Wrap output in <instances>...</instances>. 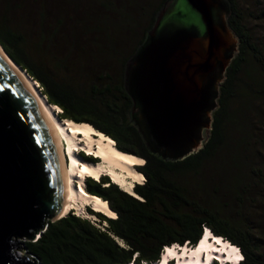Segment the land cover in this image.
Masks as SVG:
<instances>
[{
  "label": "trees",
  "instance_id": "1",
  "mask_svg": "<svg viewBox=\"0 0 264 264\" xmlns=\"http://www.w3.org/2000/svg\"><path fill=\"white\" fill-rule=\"evenodd\" d=\"M117 1L122 0H0V45L38 83L46 101L59 107L57 115L90 123L111 136L117 148L145 160L137 166L145 180L134 185L135 195L107 175L85 179L87 192L106 200L116 217L92 207L87 208L90 217L71 210L48 221L38 238L24 241L22 249L42 264L155 263L165 246H194L208 228L240 248L243 260L237 264H264L263 48L251 40L230 0L228 22L240 44L225 71L210 135L197 152L165 160L150 151L130 121L133 103L124 87V69L166 0L146 2L141 38L121 60L117 74L100 68L88 72L82 64L85 56L108 61L122 42L118 32L124 31L125 38L131 23L138 27L135 5L118 8ZM95 4L106 16L95 12ZM82 5L88 13L77 14ZM110 14L120 16L121 28ZM84 27L116 35L94 38L91 52L83 49L74 57L72 32Z\"/></svg>",
  "mask_w": 264,
  "mask_h": 264
},
{
  "label": "water",
  "instance_id": "2",
  "mask_svg": "<svg viewBox=\"0 0 264 264\" xmlns=\"http://www.w3.org/2000/svg\"><path fill=\"white\" fill-rule=\"evenodd\" d=\"M230 12L229 0H167L126 61L130 121L165 160L197 152L210 135L225 71L238 51ZM65 195L55 132L0 50V264H42L19 242L36 240L48 221L62 217Z\"/></svg>",
  "mask_w": 264,
  "mask_h": 264
},
{
  "label": "bare ground",
  "instance_id": "3",
  "mask_svg": "<svg viewBox=\"0 0 264 264\" xmlns=\"http://www.w3.org/2000/svg\"><path fill=\"white\" fill-rule=\"evenodd\" d=\"M0 50L15 70L21 80L26 84L40 105L48 121L50 122L57 137L60 149L65 161L66 171V203L61 211V216L67 214L73 205L92 207L109 217H116V213L109 208L108 202L98 195L91 194L85 189V179L87 177L101 178L102 175L110 176L112 183L120 184L123 190H132L137 183H142L143 174L135 169L136 164L144 162L143 158L130 152L120 150L115 146V140L97 130L87 122H77L71 119L57 118L55 111L58 106L49 104L38 91L36 82L20 69L5 54L0 46ZM79 153L83 156H94L98 161L90 162L86 158L79 160ZM97 162V163H96ZM77 181V182H76ZM214 242L208 243L202 239L200 244L189 249L174 246L162 252L160 261L152 264H211L213 261L227 263L234 261L239 263V254L231 243L222 240L220 236L214 234ZM197 245V244H196ZM203 249H205L203 251ZM129 264H137L131 262ZM150 264V263H138Z\"/></svg>",
  "mask_w": 264,
  "mask_h": 264
},
{
  "label": "rangeland",
  "instance_id": "4",
  "mask_svg": "<svg viewBox=\"0 0 264 264\" xmlns=\"http://www.w3.org/2000/svg\"><path fill=\"white\" fill-rule=\"evenodd\" d=\"M134 1L136 2L137 0L117 1L116 6L118 8L120 6L126 7L125 6V3H126L127 6L129 5V6L134 7L133 6V4H134L135 7L133 9V11H134L133 15L135 16V22L136 21L139 22L138 27L137 28L134 27L135 24L131 23V25L128 26V28H130V30L127 31L125 38L123 36L124 31H119V32L117 31L118 37L122 42L119 43V41H118L119 49H118V51L115 52V54H113L112 58L109 59L108 61H107V59L102 60L103 58H100L98 56H97L98 60L92 61L91 59L89 60V58L87 56H85L87 58L85 59V57H84L82 59V62H84L82 64L88 66L87 67L88 72H90L92 69L97 70L98 68H100L101 72L109 70L110 73L117 74L119 71L118 67L120 65L121 60L126 55L128 56L133 51V48L137 45L139 39L141 38L144 24H146L145 19H144L145 23L143 25L141 24L142 23L141 22L142 16H143V13L145 12V10L149 9V7L146 8V5H147L146 2H155L154 4L158 5V3H160L161 0H150V1L138 0L139 2L137 1L138 2L137 5L134 3ZM233 2L236 6V10L243 17V21H242L243 25L248 28L251 40L253 42H257V43L259 42L261 45V48H263V49H261V51H262L261 55L264 58V0H233ZM143 4L145 7H142ZM95 5H96L95 7H97L95 12L97 14H100L102 17L106 16L107 12L105 11V9L100 7L98 4H95ZM78 8H79V11L76 12L77 14L80 13L82 15L84 13H88V10L86 9L85 5L84 6L82 5L81 7H78ZM129 10H131V7L129 8ZM145 13L147 14V11ZM110 15L113 18L114 25L117 26V29L121 28L120 16H117L114 14H110ZM144 16H146L145 18H147V15H144ZM110 23H111V21H110ZM106 26L107 25H104V27H106ZM65 28L66 27H64L63 30ZM107 33H108V35H116L113 31H110L109 29H104L103 32L99 31V32L95 33V32L87 31L86 27H84L82 30H77V31L75 30L74 32H72V34L75 37L74 43L76 44L75 47L73 46L75 49L74 57L76 55V52H79V53L84 52L83 49H85L87 52H91L90 48H91L92 41H94V38H96V40L101 39V36L102 35L106 36ZM239 44H240V40H239ZM239 44H238V47H239ZM263 67H264V64H263ZM78 70L81 71L82 69L80 67H78ZM91 72H93V71H91ZM36 84L38 85V83H36ZM55 111L57 113L60 112L59 107H57V109ZM255 118H256V116L253 113L252 119L254 120ZM143 164H144V162L141 164H137V166L143 165ZM135 169H138V168H135ZM144 180H145V178L143 179L142 183L144 182ZM87 208H88L87 206L85 207L82 205L80 206V204H78V205L75 204V205H73V207L70 210H73L76 214H80L82 216L90 217V214L88 213ZM19 244H20V248H22L23 244L21 242H19ZM24 254H25V251H24Z\"/></svg>",
  "mask_w": 264,
  "mask_h": 264
},
{
  "label": "clouds",
  "instance_id": "5",
  "mask_svg": "<svg viewBox=\"0 0 264 264\" xmlns=\"http://www.w3.org/2000/svg\"><path fill=\"white\" fill-rule=\"evenodd\" d=\"M85 156H86V154H85ZM93 157V156H92ZM145 161V160H144ZM138 166H140V165H138ZM135 168H137V164H136V167ZM110 177V176H109ZM92 178V177H91ZM144 178V177H143ZM93 179H95V178H93ZM95 180H99V178H97V179H95ZM118 184V183H117ZM138 184H142V183H138ZM119 185V184H118ZM120 186V185H119ZM134 187V186H133ZM125 191H127V192H129L130 194H133V195H135V191H134V189L132 188V190H125ZM71 211V210H70ZM73 211V210H72ZM69 212V211H68ZM67 212V213H68ZM206 236H209L210 237V241H209V243H213L214 242V234L208 229V228H205V230H204V232H203V235H202V237L200 238V240L198 241V243H197V245L195 244L194 246H191V245H189V244H185V245H183V246H181V245H179V244H177V243H175V244H172V245H170V246H165L164 247V249L162 250V252L165 250V249H167V248H169V247H174V246H177V247H182V248H185V247H188L189 249H191V248H195V247H197L199 244H200V241L202 240V239H204V240H207V239H205L206 238ZM221 237V236H220ZM38 238V237H37ZM36 238V239H37ZM221 239L222 240H225L224 238H222L221 237ZM225 241H228V240H225ZM228 243H229V247L231 246V242L230 241H228ZM234 248H236V251L238 252V254H239V260L238 261H241V260H243V254H242V252H241V250H240V248L237 246V245H232ZM162 252H161V255H162ZM205 254H206V252H205ZM160 261V260H159ZM158 262V261H157ZM156 263V262H155ZM227 263H229V264H237V263H234V261H228ZM152 264V263H151ZM211 264H224V263H221V262H219V261H213V262H211Z\"/></svg>",
  "mask_w": 264,
  "mask_h": 264
}]
</instances>
